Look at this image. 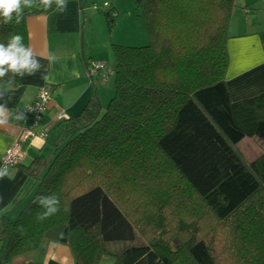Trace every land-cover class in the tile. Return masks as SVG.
Segmentation results:
<instances>
[{"label":"trees","instance_id":"16d2710c","mask_svg":"<svg viewBox=\"0 0 264 264\" xmlns=\"http://www.w3.org/2000/svg\"><path fill=\"white\" fill-rule=\"evenodd\" d=\"M136 8L149 45L112 46L109 104L95 95L47 139L42 172L24 169L25 206L15 222L0 219L4 264L47 241L68 246L76 264H203L199 245L211 264H264V155L247 163L238 149L246 139L264 143V95L233 103L227 89L235 0H136ZM103 10L112 30L117 16ZM24 11L20 24L0 17V42L20 34L28 45V17L55 9ZM20 84L17 76L13 90ZM53 193L60 211L38 220L36 197Z\"/></svg>","mask_w":264,"mask_h":264},{"label":"crops","instance_id":"0c3cea01","mask_svg":"<svg viewBox=\"0 0 264 264\" xmlns=\"http://www.w3.org/2000/svg\"><path fill=\"white\" fill-rule=\"evenodd\" d=\"M68 9L50 15H35L27 19L28 45L31 46L47 70L34 76L25 75L17 89L8 92L0 104L7 103L12 110L26 111L43 89H49L52 97L48 111L43 115L39 127L32 128L33 119L22 121L9 119L0 125V167L6 151L16 143L21 144L24 160L20 167L11 170V178L0 179V219L7 217L15 222L20 216L25 201H21L29 187L25 168H34L39 173L45 167L41 155L47 150L48 140L41 138L51 135L58 126V118L65 114L78 117L97 95L100 85L91 81L87 71L94 62H105L102 58L94 61L92 49H87V25L93 23L86 0H67ZM229 69L226 85L233 103L251 100L264 95V2L261 0H235V9L230 23L227 43ZM56 59L49 62V57ZM78 72L73 76L72 72ZM43 74H50L51 83H46ZM97 78V77H96ZM95 78V79H96ZM95 81V80H94ZM32 130L31 138L26 131ZM25 202V203H24ZM3 226L0 224V264ZM10 264H76L68 246L53 241L45 242L38 252L14 259ZM100 264H115L111 257H104Z\"/></svg>","mask_w":264,"mask_h":264},{"label":"rangeland","instance_id":"374dc122","mask_svg":"<svg viewBox=\"0 0 264 264\" xmlns=\"http://www.w3.org/2000/svg\"><path fill=\"white\" fill-rule=\"evenodd\" d=\"M86 4L92 14L93 23L87 25V49H92V58L88 54V60L94 61L102 58L109 66L114 63L112 46L125 48H142L149 45L146 23L141 14L137 11L136 0H86ZM108 5L112 10L111 16H117L112 30L106 21L107 12L103 8ZM113 77L105 85H100L97 89V97L103 108H105L114 93ZM57 132L54 131L51 138L54 139ZM247 163H253L264 155V143L259 139H246L238 147ZM49 154L41 155L40 162L47 164ZM140 243L141 240L138 239ZM124 246V245H123ZM122 247V246H120ZM199 247V248H198ZM202 248V249H201ZM119 247L116 248L119 251ZM196 256L203 264H211L210 259L204 257L203 245L195 248Z\"/></svg>","mask_w":264,"mask_h":264},{"label":"clouds","instance_id":"9594fccd","mask_svg":"<svg viewBox=\"0 0 264 264\" xmlns=\"http://www.w3.org/2000/svg\"><path fill=\"white\" fill-rule=\"evenodd\" d=\"M44 10L55 9L59 13H64L68 9L67 0H0V17L6 25L20 24L25 16V9L39 8ZM55 56L49 57L51 63ZM46 73L47 70L41 64L33 48L24 43V37L20 34L10 35L7 43L0 42V99L10 91L16 82V77L21 79L25 76H34L37 72ZM41 78L46 83H51L50 74H43ZM11 74V75H9ZM73 76H78V72L73 70ZM22 121L26 118L24 111L12 110L7 107V103L0 104V125L8 123L9 119ZM11 178L7 166L0 167V179ZM35 203H38L44 211L37 214V219L44 221L60 211V197L58 194L39 195Z\"/></svg>","mask_w":264,"mask_h":264},{"label":"built area","instance_id":"2783aa9c","mask_svg":"<svg viewBox=\"0 0 264 264\" xmlns=\"http://www.w3.org/2000/svg\"><path fill=\"white\" fill-rule=\"evenodd\" d=\"M261 1L264 2V0ZM104 8L108 9L109 6L106 5ZM87 76L91 81L94 80L96 77H98L100 78V84L105 85L108 83L109 79L114 76V72L108 63L94 62L91 63L89 67V71L87 72ZM51 97H52L51 90L43 89L38 93L34 103L26 109L25 111L26 117H31L33 119V125H32L33 129L39 127L43 115L48 111V106ZM68 120H69V116L62 114L57 121L58 123H62ZM26 134L31 138L36 137V135L32 132V130L26 131ZM41 138L47 140L48 136L46 134H42ZM23 160H24V155L21 152V144L16 143L6 151L3 157L1 167L7 166L10 172L11 170H14L19 166H21Z\"/></svg>","mask_w":264,"mask_h":264}]
</instances>
